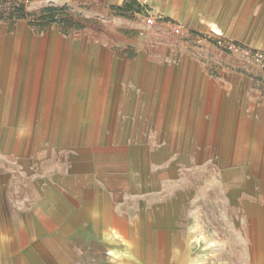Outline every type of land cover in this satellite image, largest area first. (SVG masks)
Here are the masks:
<instances>
[{
    "label": "crops",
    "instance_id": "0c3cea01",
    "mask_svg": "<svg viewBox=\"0 0 264 264\" xmlns=\"http://www.w3.org/2000/svg\"><path fill=\"white\" fill-rule=\"evenodd\" d=\"M217 7L253 14L251 28L264 29V0ZM49 28L33 101L23 100L17 72L7 88V50L19 33L0 38V264H92L126 237L130 259L146 232L119 215L120 192L145 194L184 168L218 172L226 199L262 198L264 91L252 76L215 86L210 72L193 70L151 89L140 59H118L104 89L103 45L91 52L76 30L60 38ZM161 220L153 227L170 230L173 220Z\"/></svg>",
    "mask_w": 264,
    "mask_h": 264
},
{
    "label": "rangeland",
    "instance_id": "374dc122",
    "mask_svg": "<svg viewBox=\"0 0 264 264\" xmlns=\"http://www.w3.org/2000/svg\"><path fill=\"white\" fill-rule=\"evenodd\" d=\"M220 1L18 0L16 5H24L27 18L0 20V38L19 33V46L7 50V88L13 86L17 72L23 81V100L36 99L52 32L49 27L54 24L60 38L75 30L73 25L79 27L76 36L87 40L91 52H96L94 43L103 45L104 89L118 59H140L138 69L145 75L140 80L151 89L188 80L189 71L207 70L215 77V86H224L232 75L241 73L252 76L264 91V29L251 28L253 14H223L217 7ZM15 2L0 0V11ZM48 8L58 19L70 20L69 24L33 28L30 22ZM213 25L224 29L215 32ZM220 177L210 169L188 167L160 178L159 188L145 194L120 192L119 215L125 220L133 215L137 232L144 230L146 236L133 239L130 259L125 248L132 243L126 237L115 241L119 252L110 249L112 256L104 249L92 264H175L178 258L189 264H264L260 254L264 251V192L258 200L226 199L217 188ZM230 178L233 184L238 175ZM167 219L173 220L172 231L153 227L160 220L167 224ZM144 243L145 247L149 243L150 253L142 252Z\"/></svg>",
    "mask_w": 264,
    "mask_h": 264
},
{
    "label": "trees",
    "instance_id": "16d2710c",
    "mask_svg": "<svg viewBox=\"0 0 264 264\" xmlns=\"http://www.w3.org/2000/svg\"><path fill=\"white\" fill-rule=\"evenodd\" d=\"M13 6L7 7L6 9H3L0 11V20H13V19H26L27 14L25 13V7L24 5H16L18 0H15ZM53 12L52 8L44 9L40 12L39 16H37L36 21L30 22V25L33 28H38L39 26L47 25L50 23H60V24H69L66 20L58 19ZM70 28V27H69ZM71 28H74L75 30L79 27L73 25Z\"/></svg>",
    "mask_w": 264,
    "mask_h": 264
},
{
    "label": "bare ground",
    "instance_id": "6f19581e",
    "mask_svg": "<svg viewBox=\"0 0 264 264\" xmlns=\"http://www.w3.org/2000/svg\"><path fill=\"white\" fill-rule=\"evenodd\" d=\"M213 30L215 31V32H220L221 30H220V28L217 26V25H213ZM200 228V227H199ZM112 252V251H111ZM110 255H112V254H110ZM116 257V256H115ZM196 261V260H195ZM194 262V261H193ZM194 264H198V263H194Z\"/></svg>",
    "mask_w": 264,
    "mask_h": 264
}]
</instances>
